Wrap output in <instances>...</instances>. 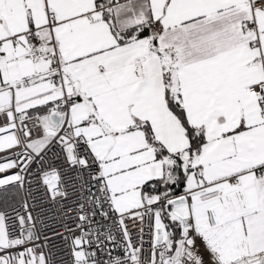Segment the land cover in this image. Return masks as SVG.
<instances>
[{
    "label": "snow or ice",
    "instance_id": "1",
    "mask_svg": "<svg viewBox=\"0 0 264 264\" xmlns=\"http://www.w3.org/2000/svg\"><path fill=\"white\" fill-rule=\"evenodd\" d=\"M0 264H264V0H0Z\"/></svg>",
    "mask_w": 264,
    "mask_h": 264
},
{
    "label": "built area",
    "instance_id": "2",
    "mask_svg": "<svg viewBox=\"0 0 264 264\" xmlns=\"http://www.w3.org/2000/svg\"><path fill=\"white\" fill-rule=\"evenodd\" d=\"M4 122H5L4 120L0 119V124H3Z\"/></svg>",
    "mask_w": 264,
    "mask_h": 264
}]
</instances>
